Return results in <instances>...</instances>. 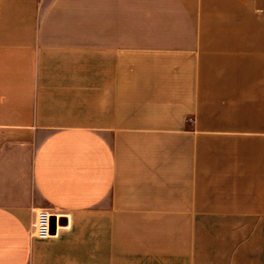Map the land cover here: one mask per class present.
<instances>
[{
    "label": "crops",
    "instance_id": "obj_1",
    "mask_svg": "<svg viewBox=\"0 0 264 264\" xmlns=\"http://www.w3.org/2000/svg\"><path fill=\"white\" fill-rule=\"evenodd\" d=\"M0 264H264V0H0Z\"/></svg>",
    "mask_w": 264,
    "mask_h": 264
},
{
    "label": "built area",
    "instance_id": "obj_2",
    "mask_svg": "<svg viewBox=\"0 0 264 264\" xmlns=\"http://www.w3.org/2000/svg\"><path fill=\"white\" fill-rule=\"evenodd\" d=\"M52 217L49 211L45 209L39 210L36 213L31 237L40 241H47L53 238L55 235L52 234ZM57 222L56 220V226L58 224Z\"/></svg>",
    "mask_w": 264,
    "mask_h": 264
},
{
    "label": "water",
    "instance_id": "obj_3",
    "mask_svg": "<svg viewBox=\"0 0 264 264\" xmlns=\"http://www.w3.org/2000/svg\"><path fill=\"white\" fill-rule=\"evenodd\" d=\"M52 234L55 235V217H52Z\"/></svg>",
    "mask_w": 264,
    "mask_h": 264
}]
</instances>
